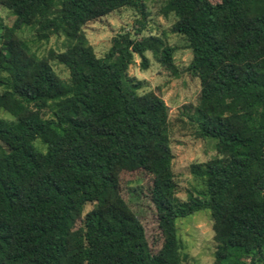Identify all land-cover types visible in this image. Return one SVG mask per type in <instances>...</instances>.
<instances>
[{"label":"trees","instance_id":"1","mask_svg":"<svg viewBox=\"0 0 264 264\" xmlns=\"http://www.w3.org/2000/svg\"><path fill=\"white\" fill-rule=\"evenodd\" d=\"M148 1L0 0L13 16L0 32V264H182L176 223L197 212L211 220L212 264L232 250L231 264H264V0H161L191 52L183 72L199 80L189 121L215 150L189 165L198 185L185 198L167 105L128 73L150 51L179 74L174 47L143 33ZM122 8L132 30L97 56L83 26ZM24 29L63 37L61 49L37 54ZM137 170L151 177L156 251L121 191V173Z\"/></svg>","mask_w":264,"mask_h":264},{"label":"rangeland","instance_id":"2","mask_svg":"<svg viewBox=\"0 0 264 264\" xmlns=\"http://www.w3.org/2000/svg\"><path fill=\"white\" fill-rule=\"evenodd\" d=\"M161 0L147 2L148 17L144 34L152 33L161 36L174 47L173 60L179 70L173 76L158 61L156 53L147 51L148 66L141 68L139 58L129 65L128 73L137 79L143 80L144 90L152 89L159 93L168 108L170 147L172 152V170L177 183V195L185 198L187 190L198 185L190 171L189 165L193 162H202L215 154L213 142L198 138L191 126L188 114L196 103L199 90V80L183 72L188 64L191 52L185 46L183 38L170 32L174 15L165 16L160 8ZM135 14L128 8L112 11L97 19L88 21L83 26V32L92 45L97 56H102L110 44V38L121 29L132 30ZM13 16L9 10L0 5V32L1 27L10 25ZM134 26V25H133ZM22 36L26 38L37 54H45L49 48L61 49L63 37L51 35L48 40H36L34 30L24 29ZM53 69L62 78H67L66 69L55 62H51ZM5 114L0 113V116ZM150 175L141 170L127 172L120 175L121 191L124 199L142 222L149 246L156 251L161 244L162 237L157 228L156 215L148 200L146 187L150 182ZM90 206L87 205V210ZM177 237L183 254L182 264H212L214 243L212 240L211 220L207 212H197L176 223ZM237 250H232L226 263H232Z\"/></svg>","mask_w":264,"mask_h":264}]
</instances>
